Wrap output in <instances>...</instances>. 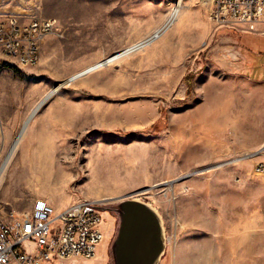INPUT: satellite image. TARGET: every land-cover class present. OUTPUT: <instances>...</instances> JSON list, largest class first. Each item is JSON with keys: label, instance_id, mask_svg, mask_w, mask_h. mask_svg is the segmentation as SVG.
<instances>
[{"label": "rangeland", "instance_id": "rangeland-1", "mask_svg": "<svg viewBox=\"0 0 264 264\" xmlns=\"http://www.w3.org/2000/svg\"><path fill=\"white\" fill-rule=\"evenodd\" d=\"M210 1L183 0L161 40L64 85L151 34L179 0H0V20L52 17L62 33L34 66L0 53V212L106 201L97 256L50 264H113L110 209L124 198L159 214L158 264H264V38L218 27ZM44 143L53 161L37 158ZM132 148L144 151L126 159ZM149 156L122 182L98 162L134 170Z\"/></svg>", "mask_w": 264, "mask_h": 264}, {"label": "built area", "instance_id": "built-area-1", "mask_svg": "<svg viewBox=\"0 0 264 264\" xmlns=\"http://www.w3.org/2000/svg\"><path fill=\"white\" fill-rule=\"evenodd\" d=\"M209 18L220 28H240L264 38V0H211ZM62 37L58 21L35 17L23 22L17 15L0 20V53L18 66L30 67L40 60L43 41ZM264 171V162L257 164ZM104 199H78L56 210L37 199L29 213L0 212V264H50L73 257L93 259L104 239Z\"/></svg>", "mask_w": 264, "mask_h": 264}, {"label": "water", "instance_id": "water-1", "mask_svg": "<svg viewBox=\"0 0 264 264\" xmlns=\"http://www.w3.org/2000/svg\"><path fill=\"white\" fill-rule=\"evenodd\" d=\"M110 210L119 217L112 244L113 264H158L165 250V238L157 211L146 202L127 198Z\"/></svg>", "mask_w": 264, "mask_h": 264}, {"label": "bare ground", "instance_id": "bare-ground-1", "mask_svg": "<svg viewBox=\"0 0 264 264\" xmlns=\"http://www.w3.org/2000/svg\"><path fill=\"white\" fill-rule=\"evenodd\" d=\"M183 8V0H179V2L177 3V5L170 11V13L168 14L165 22L158 28H156L151 34L147 35L144 39H142L141 41L133 44L132 46H130L129 48H127L126 50H123L121 52L116 53L115 55H113L112 57L105 59L104 61L94 64L76 74H73V76H71L68 81L64 84H70L71 82L77 81L81 78H84L86 76H88L89 74L99 70L100 68L106 67L112 63H114L115 61L133 53L136 51H142L145 48H147L148 46H151L152 44L156 43L157 41L161 40L162 37H164V35H166L169 31V29L176 23V21L178 20L181 10ZM174 28V27H173ZM105 40V39H104ZM60 90V88H57L56 90L53 91L54 93H57ZM52 94L47 95L44 100L39 104L38 107H41V105L43 104V102L47 101V99H49V97ZM31 117V116H30ZM19 139L17 140L16 144H18ZM119 173H115L113 175L114 179H122V177H119ZM9 179V178H8Z\"/></svg>", "mask_w": 264, "mask_h": 264}, {"label": "crops", "instance_id": "crops-1", "mask_svg": "<svg viewBox=\"0 0 264 264\" xmlns=\"http://www.w3.org/2000/svg\"><path fill=\"white\" fill-rule=\"evenodd\" d=\"M35 148H36V146L34 145V149ZM41 149H43V151H41ZM107 151H111V150L108 149ZM143 151L144 150L141 151L138 148L137 149L132 148L127 153L128 156L126 159H132V158L137 159L138 156ZM55 152H56V150L53 147H51L49 144H46V143H44L42 147H38V145H37V149H35L36 156L40 160L46 159V160L53 161V159L55 157ZM98 159H100V158H98ZM149 159H150V156L145 159L147 161L146 163H149V164H147L148 166L147 165L146 166L141 165V166L135 167L134 170H126L125 168H123L120 164V160L115 158V157H109V159H106V160L100 159L98 162L103 163L101 165V169H103L106 172V174H109L113 177V175L115 173H119L120 174L119 177H122V179L118 180V178H117L116 180L122 182V181H125V180L127 181V180L131 179L133 177V175H135V173L140 172L142 169H145V167H149L151 164L149 162ZM52 167H54V166H50L49 168H52Z\"/></svg>", "mask_w": 264, "mask_h": 264}, {"label": "trees", "instance_id": "trees-1", "mask_svg": "<svg viewBox=\"0 0 264 264\" xmlns=\"http://www.w3.org/2000/svg\"><path fill=\"white\" fill-rule=\"evenodd\" d=\"M7 66L10 67L11 69H14L15 71H17V69L13 65H7Z\"/></svg>", "mask_w": 264, "mask_h": 264}]
</instances>
